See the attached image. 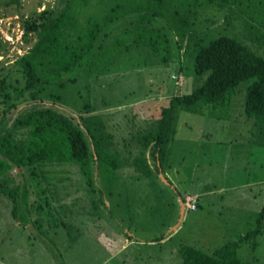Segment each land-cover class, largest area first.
Wrapping results in <instances>:
<instances>
[{
    "label": "rangeland",
    "instance_id": "rangeland-1",
    "mask_svg": "<svg viewBox=\"0 0 264 264\" xmlns=\"http://www.w3.org/2000/svg\"><path fill=\"white\" fill-rule=\"evenodd\" d=\"M7 1L0 0V61L9 65L32 45L24 40L32 13L64 0H22L21 7ZM114 6L113 16L124 17L110 29V49L98 64L103 73L67 74L66 80L78 81L68 83L56 106L75 116L88 106L108 122L121 146L157 124L172 95H189L203 84L185 55L188 42L194 45L191 33L207 43L231 36L264 57V0H93L79 7L78 16L82 23L105 20ZM246 86L230 108L179 112L163 166L172 185L162 181L161 169L149 179L130 165L114 183L122 196H109L108 180L95 171L103 193L94 196L77 166L52 168L54 178L65 180L50 188L41 170L37 186L31 170L14 168L10 175L22 180L21 195L29 192L30 211L22 209L14 219L10 198L0 192V264H182L184 245L211 253L257 230L264 207V132L245 114ZM175 190L186 200L197 198V210L187 209L178 228ZM238 256L244 264H264V223Z\"/></svg>",
    "mask_w": 264,
    "mask_h": 264
},
{
    "label": "trees",
    "instance_id": "trees-1",
    "mask_svg": "<svg viewBox=\"0 0 264 264\" xmlns=\"http://www.w3.org/2000/svg\"><path fill=\"white\" fill-rule=\"evenodd\" d=\"M92 1L64 0L41 12L35 10L32 19L25 23L24 33L25 42L32 45L14 63L7 65L0 61V192L10 198L14 219L19 217L22 209L30 211L25 202L29 192L21 195L22 180L16 182L10 175L14 168L31 170L30 177L35 182L39 178L37 170H41L50 188L54 181L65 180L54 178L52 174L57 170L52 168L77 166L85 187L91 190L89 195L94 196L103 193L96 185V171L100 179L108 180L109 196L116 197L117 174L125 172L130 165L134 166V173L140 172L143 178L150 179L153 174L158 178L160 169L164 171L177 133L180 111L195 112L200 106L213 110L230 108L243 84H247L245 114L264 132V57L241 40L226 35L207 43L198 33H191L194 45L188 42L185 55L193 62L194 73L204 78L203 84L189 95H172L169 105L160 110L157 124H149L131 134V141L123 139V146L108 122L88 106L82 115L76 116L56 106L57 102H62L68 83L78 81L75 77L87 72L90 75L103 73V66L98 64L102 61L101 55L110 49L106 45L110 29L124 17L113 16L114 6L105 20L89 19L82 23L79 7L92 5ZM6 5L21 7L22 0H8ZM183 26L186 27L185 22L181 28ZM2 48L0 34V54ZM165 62L169 60L165 59ZM75 70L77 76L66 80L65 76ZM103 201L102 198L99 203ZM37 208L41 209V206ZM263 223L264 207L258 215L257 230L237 241L211 253L184 245L181 248L182 264H244L238 251L262 230Z\"/></svg>",
    "mask_w": 264,
    "mask_h": 264
},
{
    "label": "water",
    "instance_id": "water-1",
    "mask_svg": "<svg viewBox=\"0 0 264 264\" xmlns=\"http://www.w3.org/2000/svg\"><path fill=\"white\" fill-rule=\"evenodd\" d=\"M18 169V168H17ZM162 181H164L167 185H170V182L168 181V179L165 177V175L163 174L162 170H161V175H160ZM179 203H180V219H179V223L177 224V226H175L174 228H178L182 221L183 218L186 214V210H187V205L186 202L183 200L182 197H179ZM177 231V230H176Z\"/></svg>",
    "mask_w": 264,
    "mask_h": 264
},
{
    "label": "built area",
    "instance_id": "built-area-1",
    "mask_svg": "<svg viewBox=\"0 0 264 264\" xmlns=\"http://www.w3.org/2000/svg\"><path fill=\"white\" fill-rule=\"evenodd\" d=\"M187 209L195 210L197 208L196 201L197 199L195 197H188L187 198Z\"/></svg>",
    "mask_w": 264,
    "mask_h": 264
},
{
    "label": "crops",
    "instance_id": "crops-1",
    "mask_svg": "<svg viewBox=\"0 0 264 264\" xmlns=\"http://www.w3.org/2000/svg\"><path fill=\"white\" fill-rule=\"evenodd\" d=\"M196 198V197H195ZM197 199V198H196ZM176 234V233H175ZM172 236H170L169 238H171Z\"/></svg>",
    "mask_w": 264,
    "mask_h": 264
}]
</instances>
